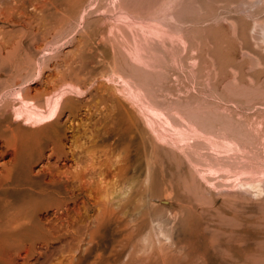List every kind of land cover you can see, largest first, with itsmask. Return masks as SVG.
Returning a JSON list of instances; mask_svg holds the SVG:
<instances>
[{
    "label": "bare ground",
    "instance_id": "6f19581e",
    "mask_svg": "<svg viewBox=\"0 0 264 264\" xmlns=\"http://www.w3.org/2000/svg\"><path fill=\"white\" fill-rule=\"evenodd\" d=\"M161 3L0 0V264H264V118L228 121L226 38L165 41ZM255 6L226 19L264 68V0L221 8ZM177 45L216 112L144 85Z\"/></svg>",
    "mask_w": 264,
    "mask_h": 264
},
{
    "label": "rangeland",
    "instance_id": "374dc122",
    "mask_svg": "<svg viewBox=\"0 0 264 264\" xmlns=\"http://www.w3.org/2000/svg\"><path fill=\"white\" fill-rule=\"evenodd\" d=\"M127 1L133 7L137 6V7L145 8V6L146 7H148V6L153 7L158 0H127ZM136 1H138V2H136ZM164 1L160 0V3L163 2V4L161 3V6H164L163 7V15H164V24L166 25L165 35H167V36L164 35V37H163V39L165 41L168 39L169 42H171L170 41V37H171L170 34H172L173 32H175L176 34L180 33V35L178 34V37H180V38H182V37L184 39L192 38L194 41L196 40L195 42H197V43H198V41H200V40L203 41L208 37H209L208 38L209 41H211V42H222L221 37L226 38L225 42H224L225 44L223 45V47L225 48V58L224 59L226 60V69H227L226 75H225V81H224L225 84L223 83L224 85L222 88V84L217 85V83L215 82L216 85L214 84L211 87L212 89L214 88L215 90L214 89L212 90L211 88L207 89L205 86H201L203 84L202 83L200 84L199 79L202 77L203 72L200 73V71L197 72L198 76H196V77L193 74L191 75L193 79L196 78L194 80V83L191 82V80L189 78L190 76L187 75V74L191 73V69L190 70H186L185 68L183 69L182 65H180L181 64L180 62L183 61L184 57L188 56L187 55L188 51L187 50L185 51L184 47L182 45H180V46L177 45V48H178V50H177L178 54H176L177 60H172L170 62V65L168 66V70L166 69L162 73L156 72L155 70H153L151 68H149V69L147 68L144 71V79H143L144 85L147 86L148 89L150 88V89H154V90H160L162 92H168L171 95H175L177 97L186 96L188 98V100L197 101L198 102L197 106H202V105H204L203 104L204 102H208V104H210L209 106L211 107L212 110H213V106H214L215 112L217 111L216 106H218L219 103L222 105V102H220L221 100L219 99V95H220L219 92L222 88L224 90V94L226 97V100H225L226 101L225 102V108L226 109L225 110L227 112L228 121H230L232 123L234 121L235 122L238 120L240 121L241 118H243V119L247 118V117L251 118L252 116L253 117L255 116V113L261 119L264 118V90H263V88H264V68L263 67H257V65L254 66L255 61L253 60V58L251 56H248V55H245L244 53H242L243 52L242 46H240V40L238 38L241 34H239V32H238L237 33L238 37H237L236 34L233 33L234 29H233V25L229 22L230 20L226 19L227 15H233V16L235 15V16L239 17L241 21L253 24V22L255 21V18H257V17H255V13H253V12L255 10H257L259 7L257 8L255 6V9L253 8L251 10L253 13V15H252L251 11L248 12L245 10L244 11L243 10H237L238 8L233 9V10L227 9V8L222 9L224 4L227 3V0H224V1L223 0H164ZM139 4H141V5H139ZM147 4H149V5H147ZM219 7H220V10H219ZM226 9H227L226 12L228 14L224 11ZM210 10L212 11L211 13H210ZM217 10H219V12H217ZM101 13L102 12H99L98 15H101ZM215 13H218V15L222 14V16L209 18L210 15H214ZM223 13H225V14H223ZM207 18H208V20H207ZM107 19L108 18H106V20H104V21H106L104 23L102 21L103 25L110 24L109 22L113 21L114 19L115 20L113 22H116L117 18H115V14H114L113 17L109 18V20H111V19H113V20L109 21ZM119 20L121 21L120 23H123V20L120 18L118 19L117 23H119ZM189 26H190V28H187ZM187 29L188 30L190 29V30L188 31ZM185 30H187V31H185ZM239 31H240V29H239ZM183 33L185 34V36ZM232 34H235V35H232ZM181 35H183V36H181ZM177 44H179V43H177ZM250 44H251L250 45L251 49L257 50V51L259 50V52L261 53V56L264 57V49L263 48L260 49L261 47L259 46L260 44H262L260 42V40L255 41V40L251 39ZM256 46H259L260 48L256 47ZM212 55L214 56L215 54L213 53ZM250 60H252V61H250ZM193 62L194 61H192L191 63H193ZM131 63L133 66L132 67V71H134L133 73L137 72V66L139 65L137 60H132ZM246 64L253 65L251 71H249L248 68H247L248 71H244ZM232 67H233V70H231ZM255 67H257V68H255ZM235 68H237V69H235ZM253 68H255V69H253ZM233 72H237L238 76H236V73H233ZM176 73L178 75H180V78L185 83V85L183 86V88L185 89L184 92H181L177 88L178 79H176L174 77V74H176ZM249 74L251 76H249ZM162 76H163V78H162ZM248 76L251 78L249 79ZM197 77H199V78H197ZM253 78L256 81L253 80ZM228 79H229V81L230 80L233 81L231 84H233L234 87L229 84V81H227ZM238 80H240V81H238ZM240 82H242V84L245 83V85H248L249 87H251V89L254 88V91H253V89L251 90L248 86L242 85ZM237 83H239V85L240 84L242 85V86L240 85L241 86L240 90L238 89L239 85ZM259 84H260V87H259ZM226 85H228V86L230 85V86L228 87ZM232 87L234 88V90ZM235 88H237L236 90L237 91L239 90L240 92H243L245 90L246 93L243 92V95H242V94H240L239 91L237 92L235 90ZM255 88L256 89L258 88L259 90L257 89L258 90L257 91V90H255ZM246 89L249 91H247ZM250 90H251V92L252 91L253 92L251 93ZM260 90L263 92V96L260 95V92H261ZM248 92L251 93L250 94L251 96L248 94ZM257 92H259V94H257ZM237 93H238V95H237L238 97L231 96V95H235ZM253 93H254V95H253ZM239 94L243 98L239 97L240 96ZM255 94H256V96H255ZM247 95H249L250 98H248L249 96H247ZM258 96H260V98ZM253 97H256V98H253ZM14 98H16V97H14ZM251 98H253L255 100H251ZM202 99H205L206 101L202 100ZM246 99H248V100H246ZM199 100H202V101H199ZM237 101L239 102V104H237L238 103ZM251 101H252L251 104L248 103ZM235 102H237V103H235ZM245 102H247V103H245ZM253 105H256V106H254L255 107L254 110L252 109ZM249 108H251V110ZM228 115H230V116H228ZM230 117H234L233 120L234 119H238V120L233 121L230 119ZM18 118H20L19 115H18ZM32 125L34 126L35 124H32ZM148 128L150 131L151 130L150 126H148Z\"/></svg>",
    "mask_w": 264,
    "mask_h": 264
}]
</instances>
